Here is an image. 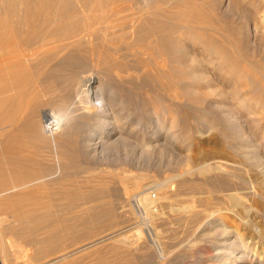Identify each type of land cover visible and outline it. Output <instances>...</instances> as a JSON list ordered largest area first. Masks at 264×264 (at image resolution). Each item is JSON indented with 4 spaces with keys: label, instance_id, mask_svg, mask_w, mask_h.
Segmentation results:
<instances>
[{
    "label": "bare ground",
    "instance_id": "obj_1",
    "mask_svg": "<svg viewBox=\"0 0 264 264\" xmlns=\"http://www.w3.org/2000/svg\"><path fill=\"white\" fill-rule=\"evenodd\" d=\"M7 39L0 264H264V0H0Z\"/></svg>",
    "mask_w": 264,
    "mask_h": 264
},
{
    "label": "rangeland",
    "instance_id": "obj_2",
    "mask_svg": "<svg viewBox=\"0 0 264 264\" xmlns=\"http://www.w3.org/2000/svg\"><path fill=\"white\" fill-rule=\"evenodd\" d=\"M224 10H225V12H217V14H216V16L217 17H222V18H226L225 17V15H227V17H230V18H232L233 20H236V17L238 16L236 13H234V12H232V11H228V9L227 8H224ZM229 12V13H228ZM12 28H13V23H12V26H11ZM193 43L195 42V40H193L192 41ZM2 47H3V49H0V62H2V61H7V60H9V59H11L10 57H12L13 56V54H11L10 52L11 51H13V40L12 39H7L6 40V42L4 43V44H2ZM200 46L198 45H196L195 46V51L197 52V53H199V54H202L201 53V51L200 50H202L201 48H199ZM252 47H254V46H252ZM37 91L38 92H40V91H42V92H40V94L42 93V94H45V91H44V89H43V85L42 84H40V83H38V85H37ZM197 118V116H192V115H190V120L191 121H193V120H195ZM196 139V138H195ZM194 141H196V140H194ZM199 141V139L197 138V141L196 142H198ZM130 151V152H129ZM124 152H125V154H127L128 153V155H130L129 157H132V155H133V153L131 152V150H121V152H117V154H120V155H125L124 154ZM115 155V154H114ZM111 157H113V156H111ZM148 157V156H147ZM147 157H146V160H144L142 163H140V168L138 169V167H136V166H133V165H130V163H128V164H120L119 162H117V163H115V162H112L110 159H108L105 163H100L99 164V167L98 168H96L95 170L96 171H101V169L102 168H106V169H118V171H121V169L123 170V166L125 165L126 167L128 166V168L130 167V169H132L133 170V172H142V173H146L147 175H151V178L150 179H160V178H163L165 175H170V174H173V173H175L176 172V167H175V165L173 164V163H170L169 162V159H168V155H164L163 154V156H162V158H160V156H156V157H148V159H147ZM145 159V158H144ZM44 160H45V158H44ZM46 166H49L50 164L49 163H47V161H45V163H44ZM142 164V165H141ZM119 165H121V166H119ZM51 166V165H50ZM133 166V167H132ZM161 166V167H160ZM118 167H120V168H118ZM147 168H149V169H147ZM144 171H143V170ZM146 169V170H145ZM138 170V171H137ZM141 170V171H140ZM74 171H76V170H74ZM174 171V172H173ZM88 172V173H87ZM89 174L90 172L89 171H82V172H79V175H82V176H84V174ZM127 174H129V172H127ZM86 176V175H85ZM153 177V178H152ZM182 195H185V194H182ZM53 198L55 197V198H60L61 197V195H59V194H54L53 196H52ZM51 197V198H52ZM60 201L61 200H59L58 201V205L59 206H63V203H64V201H62L61 203H62V205H61V203H60ZM141 211V220L143 221V222H147L148 221V217L147 216H145L144 214H143V212H142V210H140ZM58 214H60V215H63V213L61 212V211H59L58 212ZM1 216V215H0ZM175 223V224H174ZM176 223H178V222H172L171 223V226H177V229H178V227H180L181 225L182 226H184V224H180V223H178V224H180V225H176ZM164 226L165 225H162V227L164 228ZM181 226V230H179V232H178V234L179 235H181V237L179 236V238L180 239H178L180 242H182V243H184L185 241H186V238H187V234H186V232H184V230H183V228L184 227H182ZM183 236V237H182ZM183 238V239H182ZM171 239V238H170ZM185 239V240H184ZM171 241V243H172V241L173 240H170ZM178 242V241H177ZM120 246H121V242H120ZM13 245H12V249H13ZM104 248V250L106 251L107 250V246H102L100 249H103ZM77 261V262H76ZM78 261H79V259H75V260H73V261H71V262H73V264H75L74 262H76V263H78ZM71 262H69V264H72Z\"/></svg>",
    "mask_w": 264,
    "mask_h": 264
}]
</instances>
